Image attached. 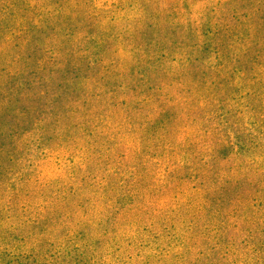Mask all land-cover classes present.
<instances>
[{"label":"trees","instance_id":"1","mask_svg":"<svg viewBox=\"0 0 264 264\" xmlns=\"http://www.w3.org/2000/svg\"><path fill=\"white\" fill-rule=\"evenodd\" d=\"M115 4L0 0V264H264L261 7L173 36Z\"/></svg>","mask_w":264,"mask_h":264},{"label":"rangeland","instance_id":"2","mask_svg":"<svg viewBox=\"0 0 264 264\" xmlns=\"http://www.w3.org/2000/svg\"><path fill=\"white\" fill-rule=\"evenodd\" d=\"M28 5H31L35 9L33 11H37L36 18L38 16V20H44L49 23H54V20H58L59 18L65 16L68 12L71 11L72 7L74 6L75 0H24ZM106 1H114L116 4L115 6H119L120 8H124V10H116L111 15V23L113 26L116 25V20L118 17H123V21L125 22L127 19L132 20L135 16L138 15V11H136L135 7L144 6L145 8L151 9H158V20L160 23L158 24L159 29L163 31L167 29L170 35V31L172 32L173 36L180 35V31L183 29L184 31L185 26L191 27L195 23L204 22L213 12V10L221 3L227 2L229 0H86V3H90L91 5H102ZM256 3V7H261L259 14L255 15L256 17V25L258 29H260L261 35H258L259 45L263 48L261 55H264V0H254ZM230 7V6H229ZM143 8V7H142ZM87 9V8H86ZM32 12V14H34ZM162 12V13H159ZM42 15V16H41ZM147 20V19H146ZM145 20V21H146ZM249 27V26H245ZM116 29V27L114 28ZM238 27L235 28V31ZM183 45V43H182ZM181 43L179 46L174 50L178 55H184L185 49ZM162 46V45H161ZM122 45L119 46V50L121 51ZM116 49V51H115ZM115 49L112 48L111 52L114 56L119 58L118 56V49L117 44H115ZM158 51L163 54H171L174 55V52L170 48H158ZM149 54V53H148ZM121 56V54H119ZM128 56H125V59ZM225 57V55H224ZM221 60L223 57H220ZM120 59V58H119ZM127 62H131L130 59L126 60ZM118 62V61H117ZM122 62L120 60L118 63ZM126 63V62H125ZM125 63H121L120 65L123 66ZM176 64V63H174ZM118 66V65H117ZM264 69V58H259L256 61L255 69L257 71ZM264 77V75H262ZM230 78V77H229ZM260 78V77H259ZM251 79V77H250ZM252 82H256L255 79ZM234 82H231V84ZM151 86V83H148ZM147 84V85H148ZM203 87V86H202ZM201 87V88H202ZM241 89L243 86H238ZM204 90V87L202 88ZM198 88V92L196 93V99H194V103L198 104V97H201L203 90ZM200 91V92H199ZM127 140V139H125ZM57 169H60L59 166H53L48 168L47 174L54 176ZM153 173L156 171L158 175V168L151 167ZM155 169V170H154ZM61 170V169H60ZM158 185V181L156 182Z\"/></svg>","mask_w":264,"mask_h":264}]
</instances>
